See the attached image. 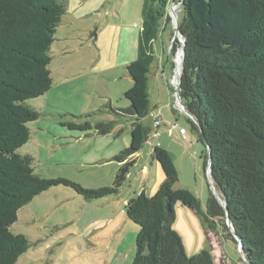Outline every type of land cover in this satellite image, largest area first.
<instances>
[{
	"label": "trees",
	"instance_id": "1",
	"mask_svg": "<svg viewBox=\"0 0 264 264\" xmlns=\"http://www.w3.org/2000/svg\"><path fill=\"white\" fill-rule=\"evenodd\" d=\"M170 1H143L138 58L126 66L133 79L125 92L130 105L113 108L115 115L134 119L131 146L113 158L120 164L113 184L88 189L64 177L36 173L33 157L19 152L31 138L29 123L41 116L27 101L54 85L52 47L68 0H0V264H17L30 248L27 236L14 233L12 226L37 195L62 184L87 199L102 198L116 194L127 180L151 130L143 119L151 111L155 41L163 20H172ZM179 1L180 48L185 49L180 95L201 124L189 118L204 145L205 166L211 158V176L226 200L243 254L249 264H264V0ZM115 121L96 128L109 133ZM91 127L89 122L77 124L82 130ZM153 156L165 172L164 181L154 194L142 191L125 206L128 218L140 228L132 264H216L208 250L187 254L173 228L175 207L179 202L188 205L203 226L222 227L224 236L238 244L224 207L211 194L203 213L190 189L175 188L179 170L169 150L156 145Z\"/></svg>",
	"mask_w": 264,
	"mask_h": 264
},
{
	"label": "rangeland",
	"instance_id": "2",
	"mask_svg": "<svg viewBox=\"0 0 264 264\" xmlns=\"http://www.w3.org/2000/svg\"><path fill=\"white\" fill-rule=\"evenodd\" d=\"M78 1L68 0L67 13L57 28L50 64L53 87L27 101L41 116L29 123L31 138L19 152L33 157L35 172L40 175L64 177L85 188L98 189L113 184L120 168L113 158L131 146L134 119L115 115L113 108L130 105L125 92L132 87L133 79L118 59L125 46L133 52L123 32L130 31L137 42L144 0H105L95 14L87 17L74 14ZM171 7L176 8L178 17L183 16L180 1H170L167 13L172 20H163L155 41L151 111L143 119L151 131L132 175L116 194L102 198L87 199L62 184L37 195L19 211L12 226L14 233L26 235L31 243L17 264H132L140 228L126 215L124 199L129 193L134 196L135 188L140 191L144 183L151 189L157 171L164 178L160 168L151 167L153 141L171 148L179 170L178 183L195 194L203 213L211 194L216 197L214 181L205 166L204 145L175 95L174 78L179 79L177 60L184 40L176 34ZM120 16L124 24L117 22ZM111 121H115L111 132H98L99 123ZM86 122L91 129L77 128V124ZM145 164L148 173L142 171ZM175 211L173 228L189 256L208 250L216 264H249L236 241L224 236L222 227L214 230L203 226L196 210L180 202ZM218 218L212 219L218 223ZM125 236L128 242L124 243Z\"/></svg>",
	"mask_w": 264,
	"mask_h": 264
},
{
	"label": "crops",
	"instance_id": "3",
	"mask_svg": "<svg viewBox=\"0 0 264 264\" xmlns=\"http://www.w3.org/2000/svg\"><path fill=\"white\" fill-rule=\"evenodd\" d=\"M104 1H105V0H81V1H78V2H77V5L74 7L75 10H73V12H75L74 14H75L76 16H78V17H87V16H91V15H93V14H95V13L97 12V8H99V5H100L102 2H104ZM82 5L85 6L84 9L81 8ZM83 10H86V11H83ZM122 15H124V14L122 13ZM76 16H75V17H76ZM120 20H122V21H120ZM117 22H118L119 24H124L123 16H122V17L120 16L119 20L117 19ZM137 28H138V27H137ZM139 32H140V31H139ZM123 34H125L126 39L130 41V44H131V46H132V48H133V52H132L129 48H127V46H125L124 51H123L122 54H121V55H122L121 59H120V60L118 59V63H119V65H122L123 67H126L130 62H133V61H135V60L138 58V39H137V42L133 41V38H132L131 35H130V31H129V32H126V33L123 32ZM138 35H139V33H138ZM153 66H154V64H153ZM153 66H152V68H153ZM150 96H151V94H150ZM153 120H154V119H153ZM143 122H144V121H143ZM145 125H146V124H145ZM154 125H155V121H154ZM147 126H149V125H147ZM150 131H151V130H150ZM147 141H148V140H147ZM146 143H147V142H146ZM146 143H145V144H146ZM145 144H144L143 148H142V149L136 154L137 162H138L139 156L141 155L142 151L145 149ZM156 145H160V146H162V147L167 148V149L169 150V152H170V154H171V156H172V158H173V160H174L176 166H177V161H176V159H175V157H174V155H173V152H172L171 148L168 147V146H165L163 142H157V143H155V142L153 141V143H152V154H151V155H152V161L150 162V163H151V167H154V166H155L156 169H157V168H158V169L160 168L159 171L162 170L164 178H163L162 176H160L159 173H158V171H157V173H156V175H155L157 180H156V182H155L154 184H152L151 189H149L148 184L144 183V184L142 185L140 191H138V189L135 188V190H134V196L137 195V194H139V193H141L142 191H146V192L149 193L150 195L154 194V193L159 189L160 185L162 184V182H163L164 179H165V172H164V170H163L161 164H160L159 162H157L156 159H155L154 156H153L154 148H155ZM137 162H136V164L133 166L134 168H135V166L137 165ZM133 167L131 168V171H130V173L128 174V176L132 175L131 172H132V170L134 169ZM177 168H178V166H177ZM148 170H149V166H148L147 164H145V165L143 166V168H142L143 173H148ZM127 178H128V177H127ZM178 181H179V175H178V180H177L176 183H175V188H187V187L184 186V185H180V184L178 183ZM131 187H132V185H131ZM147 189H149V190H151V191L148 192ZM131 197H133V196H131V194L129 193L128 196L124 199V204H125V206H126V204H127V201H128ZM125 242H128V241H126V236H125V239H124V243H125ZM126 245H127V244H126ZM23 255H24V254H23Z\"/></svg>",
	"mask_w": 264,
	"mask_h": 264
},
{
	"label": "water",
	"instance_id": "4",
	"mask_svg": "<svg viewBox=\"0 0 264 264\" xmlns=\"http://www.w3.org/2000/svg\"><path fill=\"white\" fill-rule=\"evenodd\" d=\"M180 4H182V1L180 2ZM172 8V7H171ZM175 7L171 9V13L172 15L174 16L175 20H176V34L177 35H181V32L179 30V17L177 15V12L175 11ZM171 16V15H170ZM178 57L180 58V62H177L178 66H177V72H178V91H177V101L179 103V105L183 108V110L189 114V116L199 125V127L201 128V124L198 120V118L193 115L188 109L187 107L185 106V104L183 103V99L180 95V91H179V88H180V83H181V71H182V68H183V63H184V59H185V49L182 48V52L180 55H178ZM208 169H209V173L211 175V158L209 159L208 161ZM214 189H215V194H216V197L217 199L219 200L220 204L224 207L225 211H226V221H227V224L230 228V231L233 233V235L235 236V238L238 240V247H239V250L242 252V256L243 258L247 261V259L245 258L244 254H243V251H242V241H241V238L239 237V235H237L236 231H235V227H234V224L230 218V215H229V211H228V208H227V203H226V200L224 199V197L222 196V194L216 189V186H214ZM248 262V261H247Z\"/></svg>",
	"mask_w": 264,
	"mask_h": 264
},
{
	"label": "built area",
	"instance_id": "5",
	"mask_svg": "<svg viewBox=\"0 0 264 264\" xmlns=\"http://www.w3.org/2000/svg\"><path fill=\"white\" fill-rule=\"evenodd\" d=\"M174 82H175L176 87H178V79L177 78H174ZM175 95L177 96V92H175ZM157 124H158V122L155 121V125H157ZM182 132L185 133V129H182Z\"/></svg>",
	"mask_w": 264,
	"mask_h": 264
},
{
	"label": "bare ground",
	"instance_id": "6",
	"mask_svg": "<svg viewBox=\"0 0 264 264\" xmlns=\"http://www.w3.org/2000/svg\"><path fill=\"white\" fill-rule=\"evenodd\" d=\"M177 59H178V57H177ZM179 60H180V58H179ZM177 62H180V61L177 60Z\"/></svg>",
	"mask_w": 264,
	"mask_h": 264
}]
</instances>
